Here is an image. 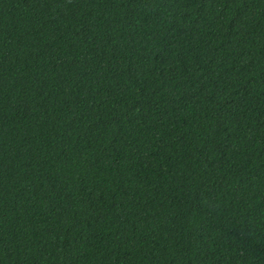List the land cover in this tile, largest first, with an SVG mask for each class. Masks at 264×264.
Instances as JSON below:
<instances>
[{
	"label": "trees",
	"instance_id": "trees-1",
	"mask_svg": "<svg viewBox=\"0 0 264 264\" xmlns=\"http://www.w3.org/2000/svg\"><path fill=\"white\" fill-rule=\"evenodd\" d=\"M0 264H264V0H0Z\"/></svg>",
	"mask_w": 264,
	"mask_h": 264
}]
</instances>
